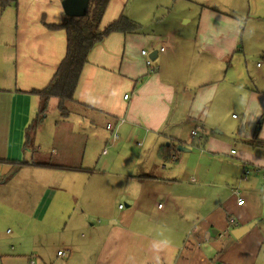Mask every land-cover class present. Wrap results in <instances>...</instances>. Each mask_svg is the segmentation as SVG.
I'll use <instances>...</instances> for the list:
<instances>
[{"label":"crops","instance_id":"crops-1","mask_svg":"<svg viewBox=\"0 0 264 264\" xmlns=\"http://www.w3.org/2000/svg\"><path fill=\"white\" fill-rule=\"evenodd\" d=\"M130 1L109 0L97 31L102 33L121 16L142 31L114 33L93 47L72 100L66 103L67 114H62L59 98L51 97L40 117L41 99L35 92L54 78L67 49L66 31L45 25L64 23L61 0H0V92L6 96L0 108L7 109L6 138L12 149L10 158H3L8 163H0L5 165L0 178H9L11 162L26 163L13 176L25 175V171L30 175L25 177L26 185H18L30 199L31 215L43 223L39 226L43 234L38 235H52L62 227L63 248L58 252L65 250L68 256L62 264H217L218 256L228 264L230 257L224 254L225 243L220 240L228 231L221 232L216 226L220 218L215 221L211 215L227 200L220 197L218 188L226 185L231 198L230 190L242 188L246 181L228 177L214 163L206 165L205 158L192 161L190 153L179 160L177 151L188 152L182 127L187 130L190 122L203 121L213 106L210 96L217 64L239 57L243 59L239 77L252 79L251 55L244 48L242 31L249 27L248 39L257 33L264 36V0H173V9L182 10L175 14L178 27L173 29L169 20L163 32L158 29L149 34L145 22L152 8L165 0H134L128 11ZM142 51H156L158 62L148 68ZM233 73L229 68L221 71L223 82L232 79ZM248 89L243 113L256 106L255 115L261 117L264 98ZM36 119L38 128L42 125L34 131L38 132L37 148L32 140L28 144L27 137ZM104 121L108 132V124L117 127L121 143L119 138L110 144V134L93 131ZM262 121L264 115L259 124ZM64 135L73 140L63 142ZM134 142L136 157L131 153L112 157L105 152L108 145L120 148ZM36 151L44 153L41 159L32 156ZM245 163L250 167L242 162V173ZM263 168L250 167L249 175L262 179L257 171ZM232 180L236 184L229 186ZM4 181L0 188L6 187ZM33 186L40 192L33 194ZM246 203L232 209L245 208ZM255 247L249 249L242 243L241 251L250 252L252 258L257 255ZM32 256L27 257L29 264ZM38 257L43 261L41 254ZM243 257L232 264L251 263Z\"/></svg>","mask_w":264,"mask_h":264},{"label":"rangeland","instance_id":"rangeland-1","mask_svg":"<svg viewBox=\"0 0 264 264\" xmlns=\"http://www.w3.org/2000/svg\"><path fill=\"white\" fill-rule=\"evenodd\" d=\"M133 1L134 0L130 1V4L127 7L128 11L133 4ZM173 5V0H165V4L160 5L159 7H153L152 15L145 22V32L148 34L154 30L155 32H159V30H162L163 32L165 30L164 25L166 23V25H168L169 20V25L171 24L172 28L176 29L178 27L177 23L179 22V18L177 17L175 20V14L179 15V12L182 10L177 9V7L173 9ZM216 8L227 9V11L232 9L228 6L225 8L223 5H216ZM128 11L126 12V15ZM184 21L185 20H182L181 22ZM257 22L258 25L263 24V21ZM133 23L137 26V23ZM243 23L242 30L247 24L245 21ZM253 23L255 22H251L250 25H253ZM190 27L192 28V33H194L196 28L194 21L191 23ZM139 29L142 31L140 27ZM242 32H244L245 38L244 48L248 51V54L251 55V59L248 62V69L251 72L250 76L252 81L248 76L245 79L244 75L241 78L239 77L238 71L243 64V59L239 57L235 58L234 61L228 58L223 63L217 64L218 74L215 79V87H212L210 96V99H212L211 104L213 106L209 111L204 113L203 121L200 122L197 120L194 124H191L190 122L187 130L182 127V130H184L182 133L186 136L183 140L186 142L185 147L188 149V152L184 151L179 153L177 151L180 156L179 160L183 159L187 153H190V155H193L192 161H198L199 158H205L207 160L206 165L214 163L213 165H216L217 167L216 170L222 171L228 177L234 178H239L242 174L240 166L242 162H248L251 168L255 166L264 167V121L259 124L261 117L264 115V110L261 112V117L255 115L256 106L251 109L250 113H243L245 106L248 103V88L251 90H257L260 92L259 96H263L261 98H264V36H262V34L260 36V33H257V35L254 34V36H251L248 39V33L250 32L248 26ZM154 62L157 63L158 61L155 60ZM227 64L230 66L227 67ZM227 68H229L231 72L234 71V73L233 78H228V81L225 83L223 82L224 75L221 77V71L223 73L225 71L227 72ZM235 73L236 75L234 77ZM3 99H6V96L0 92V102ZM259 104L257 105L259 106ZM52 108L53 106L50 104L48 112H53ZM40 110L41 108L39 109V113ZM7 120V109L1 110L0 108V160H4L3 158H10V150L12 153V149L6 138ZM111 125L115 127L112 123ZM41 127L42 125L37 131H40ZM258 128H260V131ZM95 130L104 133L107 132L108 135L110 134V144L112 143L111 131H106V121H104L103 124H97V126L93 128V131ZM37 131L36 134L30 130L28 131L27 136L29 139L28 144L30 143V140H32V145H34L35 148L38 147L36 144V136L38 135ZM191 131L197 133L193 141ZM118 135L120 140L118 139L119 141H117L121 143L122 137L120 133H118ZM200 139H202L204 143L202 142L201 144ZM72 140L71 137L64 135L63 142L67 141L70 143ZM109 146L111 145L106 147V151H109V156L112 157L128 156L129 153H131L130 155L132 157H136L138 154V146L136 142L120 148L115 147V145H112L111 147ZM24 149L25 147L23 150ZM53 150L57 151V148L54 147ZM201 151L203 152L201 153ZM232 151H234V153H232ZM36 152L37 153H34L32 156H35L36 159H41L44 153L42 154L39 151ZM23 153H25V151H23ZM94 153H96L95 150ZM4 166L5 165L0 164V172H2L1 170H3ZM203 166L205 167L204 163ZM26 172L28 171L23 173L25 175L17 177L13 176V178H8L5 181L0 178V182H7L6 187L0 188V264H29L27 257H30L31 255L37 256L38 264L65 263L68 261V256L63 257L62 259L57 258L58 250L63 248L62 227L56 229L52 235H38V232L42 233L39 226L43 225V223H39L37 219L31 215L30 208L32 204H30V199H27V196L20 191L23 186L18 185L19 182V184L22 183L26 185L24 181L26 180L25 177L30 176ZM3 174H5V172H3ZM247 179L248 180H246L244 185L241 184L242 197L247 202L246 207L233 210L232 206L236 204L237 199L235 196L230 198L226 185H223L221 188H218V194L220 197L227 200L224 202L222 208H217L215 214L211 215L215 221L217 218H220V222L216 223V226L221 232L228 231L226 236L220 239L225 243V246H223L225 248L224 254L230 257L228 259V264H232L233 261L237 263L241 256H244L243 260L246 263L251 259L250 264H264V181L254 173L248 175ZM247 181L250 182L248 183ZM234 183L236 184L233 180L229 181V186ZM248 184L251 186L252 190L247 189ZM31 191L33 194H37L40 192V189L37 186H33ZM26 200L28 203H26ZM120 205L122 208L124 207L123 202ZM229 211L232 212L230 218L225 216ZM232 220L235 221L234 224L231 223ZM203 224L205 223H202V226H204ZM249 224L253 225L251 230L240 239H235L233 235H231L234 226L245 227ZM216 236H213V238ZM242 243L244 246L249 247V249L256 246L255 249L257 255L251 258L249 255L250 252L244 253L241 251ZM39 254L42 255L43 261L39 259ZM218 259L219 256L216 260L217 264H223L222 259Z\"/></svg>","mask_w":264,"mask_h":264},{"label":"trees","instance_id":"trees-1","mask_svg":"<svg viewBox=\"0 0 264 264\" xmlns=\"http://www.w3.org/2000/svg\"><path fill=\"white\" fill-rule=\"evenodd\" d=\"M8 1V0H6ZM109 0H90L87 9V14L84 18L65 17L62 25H48V28L55 30L63 28L66 31L67 49L63 61L59 65L54 78L42 91L35 92L41 99V110L39 116L45 113L48 108L47 102L51 97L59 98V105L63 115L67 114L66 103L72 100L74 87L79 79V73L82 67L88 61V53L96 45L100 44L107 36L122 32L132 33L139 30V27L134 25L127 18L121 16L116 22L111 23L108 27L98 33L97 25L102 18L105 8ZM45 23V22H44ZM39 119H36L35 124L31 128L34 132L39 125ZM0 163H8L5 160H0ZM10 163V162H9ZM12 170L7 176L9 178L20 169L21 166L26 165L25 162H11ZM39 165V164H38ZM44 165H39L44 167Z\"/></svg>","mask_w":264,"mask_h":264},{"label":"built area","instance_id":"built-area-1","mask_svg":"<svg viewBox=\"0 0 264 264\" xmlns=\"http://www.w3.org/2000/svg\"><path fill=\"white\" fill-rule=\"evenodd\" d=\"M141 55L147 57V62H146L147 67L148 68L149 67H152L154 61L150 58L149 54L146 51H142L141 52ZM127 98H128V96L126 95L125 96V99H127ZM123 122H124V120L121 121V123H123ZM107 129L109 131H111V134H112V143L116 142L119 139V135L117 134V127H114L113 128V126L111 124H108L107 125ZM194 135H196V133H194ZM105 152H106V150H105ZM244 167L245 168L243 170V173L240 176V180H239L240 183H243L244 181H246L247 176L251 172L250 167H248V165L246 163H245ZM257 172H260L261 173V177H262V179L264 181V168L263 169H259ZM219 178L222 179L221 177H219ZM240 189H241L240 187H236V188H232L230 190L231 194L233 196H235L236 199H237L236 204H237L238 207H242V206L245 205V200L242 197V193H240ZM120 209H122V206H120ZM231 223L234 224L235 221L232 220ZM66 255H67V253H66L65 250H61V251H59L57 253L58 258L65 257ZM29 261H30V264H37V262H38V261H36V257L35 256H32Z\"/></svg>","mask_w":264,"mask_h":264},{"label":"water","instance_id":"water-1","mask_svg":"<svg viewBox=\"0 0 264 264\" xmlns=\"http://www.w3.org/2000/svg\"><path fill=\"white\" fill-rule=\"evenodd\" d=\"M89 2L90 0H61V5L66 17L84 18L87 14ZM149 56L153 61L156 60L157 59L156 51L150 52ZM178 149L180 151H183L185 148H178ZM252 226H253L252 224H249L245 227L234 229L232 230L231 235H233L235 239H240L242 236L247 234L248 231L251 230Z\"/></svg>","mask_w":264,"mask_h":264}]
</instances>
